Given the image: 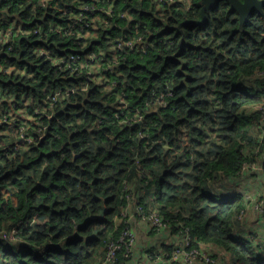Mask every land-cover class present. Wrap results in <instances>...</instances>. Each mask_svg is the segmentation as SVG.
I'll return each instance as SVG.
<instances>
[{
  "label": "trees",
  "instance_id": "1",
  "mask_svg": "<svg viewBox=\"0 0 264 264\" xmlns=\"http://www.w3.org/2000/svg\"><path fill=\"white\" fill-rule=\"evenodd\" d=\"M81 1L92 4L6 0L0 8V32L13 22L26 32L14 31L12 49L0 42V117L14 120L0 125V264H95L121 235L116 217L130 198L156 208L172 232L180 223L200 245L222 250L227 264H264V252L233 234L243 197L221 188L264 150L252 135L259 113H247L264 100V0L243 23L216 0L201 25L190 23L201 19V0L189 11L116 0L110 14L102 0L86 51L107 50L124 30L149 50L123 54L105 73L109 83H90L46 119L45 98L84 79L56 70L38 49L44 39L57 55L76 48L52 26L66 28ZM121 90L145 124L116 120ZM21 127L34 140L15 149Z\"/></svg>",
  "mask_w": 264,
  "mask_h": 264
},
{
  "label": "built area",
  "instance_id": "2",
  "mask_svg": "<svg viewBox=\"0 0 264 264\" xmlns=\"http://www.w3.org/2000/svg\"><path fill=\"white\" fill-rule=\"evenodd\" d=\"M6 0H0V8L2 3ZM92 4L88 5L84 1L79 4V13L75 15L67 25L66 28L60 24L53 25L52 31L59 32L62 36H72L75 39L76 48L66 50L62 55H57L51 49V45L44 39L41 40L43 46L38 49V53L42 55L46 61L52 64L56 70H69L75 77L83 76L84 83L81 87H68L59 88L51 95L45 98L46 112L44 114L46 119L52 117L54 109L69 95L77 91H87L90 83L106 84L109 83V79L106 77V72H116L117 68L125 63V59L122 56L131 51L138 52L139 54H146L149 50V43L144 40L141 36H125L127 30L120 31L124 32V35L117 37L105 50L102 47H98L91 51H86L87 45L95 40L93 36L96 33V23L94 19L101 20L102 11L105 9L102 4V0H91ZM111 5L105 10L106 14L112 12L113 4L116 0H107ZM156 7H176L182 8L185 11H189L192 8V0H151ZM124 17V14L121 15ZM91 19V20H90ZM14 31H20L26 33L21 28L20 24L16 25L14 22L6 28L5 31L0 32V42L3 43L4 47L12 49V35ZM35 34L42 35L43 31L41 28L33 31ZM30 33V32H29ZM262 74V73H259ZM108 90H111L110 86H107ZM171 94H168L170 96ZM117 112L115 118L117 121L123 124H145L146 119L142 111L138 108L131 107L126 101V94L123 90L118 91L117 94ZM159 104H162L159 100ZM253 112L259 113V120L257 124L258 134L260 139H264V100L257 105L247 107V113ZM9 122L13 125L14 120L8 121L6 117H0V125ZM26 127H21L18 133V142L15 144V149H18L21 144L31 143L34 138L30 135H26ZM139 135L143 137V133L139 132ZM45 136V128L37 130V138L41 139ZM261 161L264 164V150L260 153H254V159L249 162H245L241 168V175L244 176L251 170L256 162ZM253 161V164L249 163ZM246 176V177H247ZM236 177V178H238ZM244 177V180L245 178ZM240 194L244 201L245 207L241 210L240 214L236 218L233 224V234L243 239L244 241L253 242L259 251L264 252V233L263 237L259 236L258 231L253 232L250 228L246 229L247 222L243 219L248 208L254 207V212L258 213L260 217V224L264 225V203L257 202L253 205L248 203V195L246 190L241 192H234ZM131 195V194H129ZM128 195V196H129ZM118 224L122 226V232L119 238L108 241L105 245L104 255L95 264H117L118 258L121 255L129 257L132 255L133 246L136 242V234L132 227L135 221H142L147 223L150 229L155 233H161L162 231H170L172 229L168 221H166L156 208L146 209L143 205L136 201L134 198H130L122 209L120 215L116 217ZM240 224L241 230H245V233H241V230L236 229V225ZM176 230L173 234L176 236L177 241L171 246L170 250L159 251L156 264H195L201 262L204 264H224L221 259L222 253L227 260L225 253L213 246L200 245L192 238L189 228L183 227L180 223H176ZM3 236L5 234L3 233ZM259 239V240H258ZM197 244V245H194ZM222 253H221V252ZM156 261V258L155 260Z\"/></svg>",
  "mask_w": 264,
  "mask_h": 264
},
{
  "label": "rangeland",
  "instance_id": "3",
  "mask_svg": "<svg viewBox=\"0 0 264 264\" xmlns=\"http://www.w3.org/2000/svg\"><path fill=\"white\" fill-rule=\"evenodd\" d=\"M253 112V109L250 110ZM264 131V129H263ZM252 135L254 137H259L258 128L255 127L252 130ZM250 165L253 164V161L249 163ZM224 189L227 193H234V192H241L246 190L248 195V203L253 205L257 202L264 203V164L258 160L256 164L251 168L248 172V176L245 178H233L224 181ZM260 215L254 212V207H249L245 216L244 220L247 222V227L250 228L253 232L258 231L259 236H262L264 231V225L260 224ZM237 230H241L240 224L236 225ZM221 259L223 260L224 264H227V260L225 259L224 254L221 255ZM264 260V257H263Z\"/></svg>",
  "mask_w": 264,
  "mask_h": 264
},
{
  "label": "crops",
  "instance_id": "4",
  "mask_svg": "<svg viewBox=\"0 0 264 264\" xmlns=\"http://www.w3.org/2000/svg\"><path fill=\"white\" fill-rule=\"evenodd\" d=\"M246 176L247 174L241 177L244 178ZM221 188L224 189L225 187L221 186ZM132 227L136 234V242L133 246L132 255L124 258L120 256L117 264H156L159 251H164L166 247L170 249L175 241H177L173 232L162 231L161 233H155L147 223L142 221H135ZM245 228L248 229L247 226ZM262 230L264 231V228ZM245 232V230H241L242 234ZM260 237L262 238L263 235ZM155 258L156 261H154ZM195 264L204 263L197 262Z\"/></svg>",
  "mask_w": 264,
  "mask_h": 264
},
{
  "label": "water",
  "instance_id": "5",
  "mask_svg": "<svg viewBox=\"0 0 264 264\" xmlns=\"http://www.w3.org/2000/svg\"><path fill=\"white\" fill-rule=\"evenodd\" d=\"M231 5V8L235 10L238 15L240 22L243 23L247 16L253 11H261L263 2L261 0H227ZM216 0H201V19L199 21H191L190 23L201 25L206 20V12L209 11L214 5ZM62 110V109H61ZM103 216V213L101 214Z\"/></svg>",
  "mask_w": 264,
  "mask_h": 264
},
{
  "label": "bare ground",
  "instance_id": "6",
  "mask_svg": "<svg viewBox=\"0 0 264 264\" xmlns=\"http://www.w3.org/2000/svg\"><path fill=\"white\" fill-rule=\"evenodd\" d=\"M230 198V197H229ZM15 251V250H14ZM18 252H16V254H17ZM13 254V253H12ZM19 254V253H18ZM21 254V253H20ZM15 255V254H14ZM16 256V255H15ZM122 257V256H121Z\"/></svg>",
  "mask_w": 264,
  "mask_h": 264
}]
</instances>
